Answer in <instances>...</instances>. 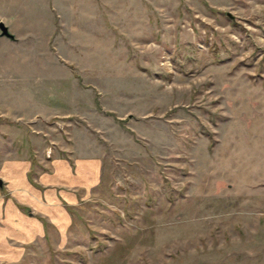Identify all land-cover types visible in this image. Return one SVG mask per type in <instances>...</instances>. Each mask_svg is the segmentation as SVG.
I'll use <instances>...</instances> for the list:
<instances>
[{
	"label": "rangeland",
	"instance_id": "374dc122",
	"mask_svg": "<svg viewBox=\"0 0 264 264\" xmlns=\"http://www.w3.org/2000/svg\"><path fill=\"white\" fill-rule=\"evenodd\" d=\"M0 21L1 120L34 158L102 160L63 230L0 264H264V0H0Z\"/></svg>",
	"mask_w": 264,
	"mask_h": 264
},
{
	"label": "crops",
	"instance_id": "0c3cea01",
	"mask_svg": "<svg viewBox=\"0 0 264 264\" xmlns=\"http://www.w3.org/2000/svg\"><path fill=\"white\" fill-rule=\"evenodd\" d=\"M14 125L0 117V260L4 261L20 259L25 247L45 238L49 229L63 230L70 222L67 207L98 184L102 168L94 153L41 152L34 158L29 142L33 131L24 129V140H18Z\"/></svg>",
	"mask_w": 264,
	"mask_h": 264
},
{
	"label": "water",
	"instance_id": "95a60500",
	"mask_svg": "<svg viewBox=\"0 0 264 264\" xmlns=\"http://www.w3.org/2000/svg\"><path fill=\"white\" fill-rule=\"evenodd\" d=\"M227 15L229 14L228 12H226ZM0 35H4V36H7L9 38H13V34L8 30L7 26L2 22L0 21Z\"/></svg>",
	"mask_w": 264,
	"mask_h": 264
}]
</instances>
